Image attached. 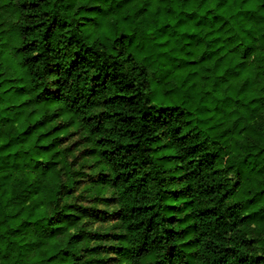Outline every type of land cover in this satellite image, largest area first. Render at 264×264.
<instances>
[{
  "label": "clouds",
  "instance_id": "9594fccd",
  "mask_svg": "<svg viewBox=\"0 0 264 264\" xmlns=\"http://www.w3.org/2000/svg\"><path fill=\"white\" fill-rule=\"evenodd\" d=\"M188 60L196 61L189 79L204 73L199 88L176 82ZM101 77L106 91L96 88ZM121 87L127 103L105 106ZM113 112L135 120L106 118ZM30 114L63 128L62 142L21 135ZM178 128L195 133L219 169L215 177L206 171L220 186L211 198L220 219L185 229L187 244L166 238L168 225H152L136 209L151 203L157 220L165 215L154 183L143 192L129 187L162 166L154 141L170 145ZM136 140V148L119 147ZM9 181L11 198L0 196V264H99L90 255L96 243L121 246L104 264H141L144 250L159 264H221L216 245L225 239L237 250L233 264L237 256L264 262V193L254 204L221 197L237 181L254 192L264 187V0H0V183ZM33 191L42 192L39 201ZM98 208L119 218L102 222ZM101 232L121 238H86ZM74 233L83 239H70ZM52 235L59 244L48 249Z\"/></svg>",
  "mask_w": 264,
  "mask_h": 264
},
{
  "label": "trees",
  "instance_id": "16d2710c",
  "mask_svg": "<svg viewBox=\"0 0 264 264\" xmlns=\"http://www.w3.org/2000/svg\"><path fill=\"white\" fill-rule=\"evenodd\" d=\"M49 29L44 28V32L48 33ZM189 36L192 35L191 32L188 33ZM46 36H41V39H46ZM35 43L34 41L32 42ZM219 58V57H217ZM230 54L224 56L222 63L226 64L230 60ZM211 59V58H210ZM201 64L207 63L203 55L200 56ZM196 67L195 60H188L185 62V65L182 69L177 70V84L181 87L184 86L185 80H187L188 86L196 85L197 88L203 83L204 73L196 72L191 75L189 79L190 70ZM9 83L16 87V85L9 81ZM97 90L106 91L107 90V80L103 77L98 79ZM124 88H116L110 96L105 97L102 101L105 106L113 105L119 107L127 103L126 100L122 99L124 96ZM22 94V93H21ZM32 116V124H24L20 130L21 135H26L28 137L37 136V139L41 137L47 138L49 134H52L54 138L62 142L63 138L56 135V133L63 131V128L53 126L52 128H47L48 121L43 119H37L35 114H30ZM111 116L118 117L120 123H131L135 120V116L131 113L121 114L119 112L108 113L106 118ZM143 114L141 119H143ZM41 128H46V131L41 132ZM128 137L135 136V129L132 127L125 129ZM180 133L179 135H174L172 143L170 145L161 144L158 141H154L156 148L153 151L157 152L156 159L161 163V167L156 169L151 175L145 173L142 176H138V183L135 185H129L133 192H143L145 187L149 184H155L158 189L157 198H163L165 203L163 204V212L165 215L160 216V219L157 220L156 217L159 215L158 212L153 211L157 205L151 203H140L135 207L139 210L140 215H147V221L151 222L152 225H157L160 222L165 223L169 227L167 229H162L166 238L171 240H180L184 244L188 243V240L185 237L188 233L185 229H196L198 222L204 220L207 222L209 216H216L215 204L212 203V197L217 191H219V183L213 184L208 179L209 173L206 171L209 167L215 162V155L207 153L202 150V148L195 143L196 134L193 133L189 136V133L184 132L183 129H177ZM226 131V130H225ZM103 140L104 138L101 137ZM108 142L111 143V138H108ZM139 145V141L136 140L134 143L130 141L129 145H119V147H131L136 148ZM42 148L47 150V145H41ZM110 149H104V152H109ZM55 163V162H54ZM143 163V161L134 162ZM146 166V165H145ZM129 171L133 174H137V169L135 166L131 167ZM219 169L212 167L211 177H215ZM130 179V177H128ZM54 178H50L48 183H51ZM14 188V184L9 181L7 184L0 183V196L8 195L11 198V192ZM235 191L232 189H227L221 192V197L224 199L243 195L247 198L250 204L259 203V200H254L253 197L259 193H264V187L258 188L253 191V188L246 187L242 181H237L234 185ZM42 192L33 191L32 200L34 202L39 201ZM144 199V197H141ZM207 201V203H205ZM218 202V201H217ZM236 202H234L235 204ZM234 205H230L232 207ZM39 211V208L36 209ZM94 212L100 213L104 219H118L119 217L112 216L111 214L106 213V209H93ZM183 212L184 215L180 213ZM74 215L73 212H65L64 216L68 217ZM249 215H252L249 213ZM96 218V217H93ZM243 219V218H242ZM142 226L147 229L149 227L148 223L141 221ZM182 225V227H180ZM87 239L105 241V240H118L121 238V234L116 233H92ZM70 239H76L79 242L80 237L79 233H74L73 237ZM243 243V242H242ZM59 240L56 239L55 235H52L47 240V248L51 249L57 247ZM174 246V245H173ZM217 248H219L220 254L216 256V260L221 262V264H233L232 257L235 255L236 249H231L229 247V241L224 240L223 245L221 246L217 243ZM44 246H42L43 249ZM121 247L118 244H104L96 243L92 247L90 255L99 261V264H104L105 261L111 260L112 250ZM65 256L70 254L69 249L63 248L58 249ZM55 253H52L54 256ZM75 256V254H71ZM52 256L46 257L51 259ZM141 264H159V261L152 258V253L148 250H144L140 256ZM75 264V260L73 261ZM235 264H248L247 259L244 256H237ZM264 264V262H261Z\"/></svg>",
  "mask_w": 264,
  "mask_h": 264
},
{
  "label": "rangeland",
  "instance_id": "374dc122",
  "mask_svg": "<svg viewBox=\"0 0 264 264\" xmlns=\"http://www.w3.org/2000/svg\"><path fill=\"white\" fill-rule=\"evenodd\" d=\"M103 208H100V210ZM111 219H104L102 222L110 221Z\"/></svg>",
  "mask_w": 264,
  "mask_h": 264
}]
</instances>
